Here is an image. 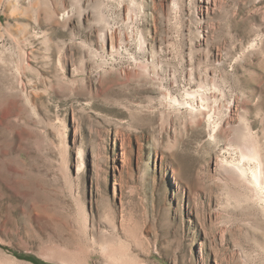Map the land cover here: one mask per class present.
<instances>
[{
  "label": "rangeland",
  "instance_id": "rangeland-1",
  "mask_svg": "<svg viewBox=\"0 0 264 264\" xmlns=\"http://www.w3.org/2000/svg\"><path fill=\"white\" fill-rule=\"evenodd\" d=\"M199 4L0 0V264H264V193L166 101L217 82L264 153V0Z\"/></svg>",
  "mask_w": 264,
  "mask_h": 264
},
{
  "label": "bare ground",
  "instance_id": "bare-ground-1",
  "mask_svg": "<svg viewBox=\"0 0 264 264\" xmlns=\"http://www.w3.org/2000/svg\"><path fill=\"white\" fill-rule=\"evenodd\" d=\"M216 1L217 0H201V4H199L201 19L209 15L214 9ZM101 37L105 47L114 51L118 50L114 34L103 31ZM193 74L191 73L190 80L196 82L198 87L194 89H185L186 99L188 100H185L184 97L183 99L169 94L166 97V101L169 102L170 107L176 108L177 111H182L183 114H185L186 117L183 123L196 125L200 124L202 120L205 119L206 137L208 141L211 143H218L217 147L221 150L220 153L224 151L222 155L216 154V157H210L208 163H206L208 168L211 165L215 167L213 174L210 172L208 173L210 178L223 183L225 187H231V184L238 187L247 186L249 189V193H247L248 197L254 200L261 198L264 195L262 191L264 187V153H262L261 146L254 136L255 133L253 134L250 129V123H247L246 120L244 121L246 115H241L238 103L230 102L227 107V115H223L224 117H222L223 111H221L216 102L213 105H211L210 102V99L213 97L217 98L216 88L219 87L217 82L215 83L214 81L212 83L214 88L212 90L207 84L209 81L208 78V81H204L199 77L197 78L196 74L193 76ZM196 100H199V102ZM231 131L235 132H233L234 136L232 137L230 135L231 137H228L226 134H232ZM109 134L108 137L112 138V134ZM113 139L115 144L120 141L122 152H120L119 155L121 158H119L118 154L112 157L111 168L114 174L118 172L120 175L126 164L125 152L123 150L125 140L117 134H114ZM119 161H121L120 164ZM92 240H97L95 235H93ZM106 247L107 246H105V249L108 248ZM108 255H111L110 258L115 257L114 253Z\"/></svg>",
  "mask_w": 264,
  "mask_h": 264
}]
</instances>
